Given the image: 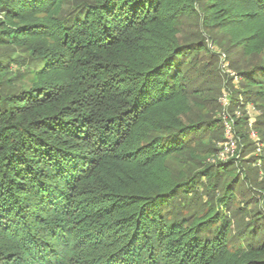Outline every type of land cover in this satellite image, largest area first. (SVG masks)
Segmentation results:
<instances>
[{"label":"trees","instance_id":"1","mask_svg":"<svg viewBox=\"0 0 264 264\" xmlns=\"http://www.w3.org/2000/svg\"><path fill=\"white\" fill-rule=\"evenodd\" d=\"M0 14V44L41 62L31 88L8 95L0 61V264H264V224L247 228L249 246L229 239L246 173L207 162L226 114L211 121L219 141L183 119L205 95L193 58L216 54L182 36L199 20L259 57L241 75L262 98L264 0H0Z\"/></svg>","mask_w":264,"mask_h":264},{"label":"rangeland","instance_id":"2","mask_svg":"<svg viewBox=\"0 0 264 264\" xmlns=\"http://www.w3.org/2000/svg\"><path fill=\"white\" fill-rule=\"evenodd\" d=\"M70 6L71 5L63 6L59 11L60 15L64 14ZM2 19L3 15L0 14V20ZM0 34L2 33L0 32ZM198 35H202V38H205L208 48L216 54V59H209L206 52H202L193 58V62H199L198 67H196L198 69L196 73V75H198L196 82H198L199 89L205 90V95H203L202 98H198L195 103H193L190 112L185 114L183 119L186 122H199V120H204L202 124L207 131L205 136L210 140L216 138V141H219L217 138L222 132L221 123L217 122L213 124L211 121L221 118L224 114H226L227 117L235 114V119H242V128L240 130H242L241 132H243L244 136H242V139H238L237 154L233 157L223 158L220 152H218L216 157L209 158L207 162L215 164L214 162L235 159L234 166L238 168L236 170H239L240 174H242L243 170L246 173V182L240 181L234 187L236 198L233 206L230 207V211L228 210L227 212L231 219L233 218V225L229 236L231 240L230 244L236 248L239 247V244L249 246L245 238L248 233L247 228L250 227L252 223V227H255V225L262 226V224H264V203L258 201L261 199L260 193L257 191L264 186V165H262L264 162V125L256 129L258 138L251 136L252 130H255L253 127L256 120L264 119V96H262V98H257L251 92L248 94L243 93L250 89L244 87L242 84L243 77L241 72L250 67V65L258 62L260 58H250L243 55L241 53V48L233 46L229 41V37L222 31L217 29L206 30L201 26L199 20H185L182 36L187 40L197 41ZM1 42L6 45L0 44V61L3 60L6 62L9 69L7 77L5 78L3 92L9 95L31 88L36 81V71L40 68L41 62L34 60L31 54L21 46L8 45L6 41ZM196 75H194V77ZM222 91L224 93L230 92V97H234L232 104H225L224 95H222L220 101H218ZM222 98L225 106L219 103ZM202 100L206 101L204 102ZM246 121L247 123H245ZM252 122L253 125H251ZM207 124H212V127H209L211 128L210 130L207 128ZM239 144L240 147L247 144L250 146L246 151H242ZM217 146L221 147L219 144ZM253 157L257 158L261 164L252 162L254 161L252 160ZM187 161L188 164L190 163L189 166L188 164L185 165V163L181 164L176 161L174 162V167L180 170L188 166L198 170L203 163L195 162L194 160ZM224 178L225 179L219 183L218 188H221L224 182L227 181L226 179H229V177L225 176ZM198 206L199 205H195V209H197ZM239 207H241V209ZM187 213L186 211L182 212V214ZM257 234L259 235L258 237H260L261 232Z\"/></svg>","mask_w":264,"mask_h":264},{"label":"built area","instance_id":"3","mask_svg":"<svg viewBox=\"0 0 264 264\" xmlns=\"http://www.w3.org/2000/svg\"><path fill=\"white\" fill-rule=\"evenodd\" d=\"M223 95H224L225 104L229 105L228 93L225 92ZM221 103L224 105L223 98L221 100ZM251 125H253V122L251 123ZM225 135H226V140L222 143L220 155L223 158L230 157V156L233 157L238 152V139L239 138L236 134L233 120L227 116H225ZM251 136L254 138H258V132L256 130H252Z\"/></svg>","mask_w":264,"mask_h":264}]
</instances>
